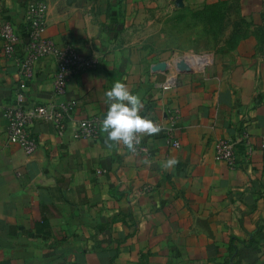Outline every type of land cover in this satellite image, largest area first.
I'll use <instances>...</instances> for the list:
<instances>
[{
    "label": "crops",
    "instance_id": "obj_1",
    "mask_svg": "<svg viewBox=\"0 0 264 264\" xmlns=\"http://www.w3.org/2000/svg\"><path fill=\"white\" fill-rule=\"evenodd\" d=\"M32 1L0 0V264H264V0H39L48 13L44 35L100 64L58 96L55 61L37 62L25 105L75 107L62 135L36 120L39 147L28 154L8 141L6 113ZM215 2L233 3L231 19L240 23L228 28L209 65L160 67L162 51L196 47L197 33H207L197 19ZM5 23L21 36L12 56ZM173 74L176 85L165 88ZM117 80L142 96L141 114L164 129L143 137L148 154L110 150L101 131L73 137L81 120L102 121L104 94ZM222 139L238 142L235 168L215 158ZM171 156L179 164L165 172L161 161Z\"/></svg>",
    "mask_w": 264,
    "mask_h": 264
},
{
    "label": "built area",
    "instance_id": "obj_2",
    "mask_svg": "<svg viewBox=\"0 0 264 264\" xmlns=\"http://www.w3.org/2000/svg\"><path fill=\"white\" fill-rule=\"evenodd\" d=\"M48 22V13L46 4L42 1H32L28 5L26 17L27 39L24 42L25 55L17 60L19 67L20 80L15 90V102L7 109L8 130L7 136L10 143L20 145L26 153L33 154L39 147L37 137L32 133L31 126L33 123L42 119L52 122L57 129L58 134L62 135L66 129V118L71 110L75 107V101H68L59 105L45 104L28 107L25 105L26 89L29 81L35 75V66L40 59L50 57L55 61L56 69L53 75L54 94L63 96L67 92L70 80L78 73L98 68L100 61L98 57L85 56L79 52L73 45L61 46L53 39L44 35ZM1 36L4 43V50L8 56L16 53L20 43V33L11 23H5L1 28ZM196 61H199V67L205 68L209 65L210 59L200 56L194 58L188 54L181 56H172L164 62L167 67L171 65L180 70L182 67L188 68ZM177 77L173 74L164 83L168 88L176 85ZM178 111L172 116V123L177 118ZM101 119L99 117H90L81 120L74 130L73 137L96 138L99 135ZM166 137L170 144L175 147L180 146V142L175 138L172 129L166 131ZM246 137V136H245ZM246 144L249 150L252 145L248 138ZM238 142L231 139L220 140L215 148V158L223 161L229 168H235L238 165ZM264 147V138L262 139ZM149 149L142 138L138 146L136 155L148 154Z\"/></svg>",
    "mask_w": 264,
    "mask_h": 264
},
{
    "label": "clouds",
    "instance_id": "obj_3",
    "mask_svg": "<svg viewBox=\"0 0 264 264\" xmlns=\"http://www.w3.org/2000/svg\"><path fill=\"white\" fill-rule=\"evenodd\" d=\"M104 95L108 107L100 131L106 134L110 150H120L122 146L128 153L136 155L143 137L159 135L164 130L161 125L141 114L145 107L143 98L139 93L134 94L125 82L117 80ZM143 163L150 166L152 161L144 159ZM178 164V158L171 156L161 161V168L168 172Z\"/></svg>",
    "mask_w": 264,
    "mask_h": 264
},
{
    "label": "rangeland",
    "instance_id": "obj_4",
    "mask_svg": "<svg viewBox=\"0 0 264 264\" xmlns=\"http://www.w3.org/2000/svg\"><path fill=\"white\" fill-rule=\"evenodd\" d=\"M204 10H206V15L203 19L198 18L197 20L198 25L201 26L204 25V31L207 33H201V30L197 33V36H195V48L192 50H183L178 49L174 50L169 54H165L162 51L161 62H165L170 60L171 56H181L188 54L189 56H192L194 58H198L200 56L203 57H209L210 53L216 49L218 46H222L223 37L225 36V33L228 31L229 27H236L239 25L238 21H234L231 19V16L235 14L236 8L229 4H223L222 3H212L208 7L205 6ZM184 21V20H183ZM184 32V29H181L179 27V31ZM180 35V33H179ZM183 36V40H181L182 45L186 46V38L184 37V33L181 34ZM232 37V36H230ZM225 44H228V40H224ZM180 45V43H179ZM160 62V61H159ZM174 66L171 65V69H173Z\"/></svg>",
    "mask_w": 264,
    "mask_h": 264
},
{
    "label": "water",
    "instance_id": "obj_5",
    "mask_svg": "<svg viewBox=\"0 0 264 264\" xmlns=\"http://www.w3.org/2000/svg\"><path fill=\"white\" fill-rule=\"evenodd\" d=\"M159 66L162 67V68H165L166 67V65L164 63H161ZM181 69L183 70L184 67H182ZM104 116H105V114L102 116V119H103Z\"/></svg>",
    "mask_w": 264,
    "mask_h": 264
},
{
    "label": "trees",
    "instance_id": "obj_6",
    "mask_svg": "<svg viewBox=\"0 0 264 264\" xmlns=\"http://www.w3.org/2000/svg\"><path fill=\"white\" fill-rule=\"evenodd\" d=\"M206 11V10H205ZM263 18H264V13H263Z\"/></svg>",
    "mask_w": 264,
    "mask_h": 264
}]
</instances>
